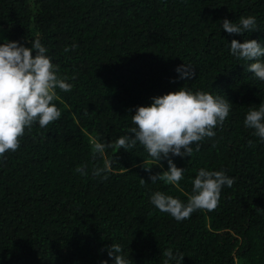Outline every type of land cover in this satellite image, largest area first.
I'll return each mask as SVG.
<instances>
[{"label": "trees", "instance_id": "16d2710c", "mask_svg": "<svg viewBox=\"0 0 264 264\" xmlns=\"http://www.w3.org/2000/svg\"><path fill=\"white\" fill-rule=\"evenodd\" d=\"M242 16L255 17L257 30L220 27ZM34 39L73 87L56 89L57 121L34 123L0 157V264H114L112 243L130 264H163L167 249L183 254L181 264H264V141L244 125L264 103V82L230 53L233 39L264 47V0H0V44ZM183 63L192 80L178 79ZM182 87L228 100L230 110L191 157H171L184 169L177 184L151 183L167 160L139 143L93 152L95 142L131 134L137 107ZM106 161L107 179L93 176ZM202 168L234 180L214 210L178 222L151 203L161 192L187 204Z\"/></svg>", "mask_w": 264, "mask_h": 264}, {"label": "clouds", "instance_id": "9594fccd", "mask_svg": "<svg viewBox=\"0 0 264 264\" xmlns=\"http://www.w3.org/2000/svg\"><path fill=\"white\" fill-rule=\"evenodd\" d=\"M229 35L251 33L257 30L256 18L240 17L239 24L224 19L220 25ZM31 47H26L17 41L0 44V157L20 147V140L25 130H30L34 123L40 128L57 121L61 112L52 103L56 98V89L69 92L72 85L58 77V67L53 65L45 55L46 48L39 39H34ZM75 47V45H73ZM68 49H65L67 51ZM35 51V56L32 55ZM230 53L237 59L248 61L247 71L261 82H264V47L257 40L240 43L233 39L230 43ZM178 79L189 81L195 77V70L185 63L176 68ZM230 102L221 97H214L205 92L189 91L184 87L178 91L169 92L152 98L150 106L137 107L132 115L134 127L130 135L118 138L107 146L95 142L93 152L103 154L106 147L119 150L135 147L137 143L143 146L147 154L158 162L167 160L168 169L163 173L150 175L151 183L161 180L175 185L183 179L184 169L178 168L171 157H191L193 145L199 150V142L215 136L217 126L229 115ZM245 127L254 130V135L264 141V103L258 109H249L244 120ZM251 146V141L249 142ZM95 158V157H94ZM145 171L151 170L144 162ZM76 171L86 175L84 166H78ZM110 162L103 167L93 168L92 175L107 179ZM142 183H145L141 179ZM232 178L222 171L200 169L192 181V193L187 204L172 196L156 192L151 196V203L161 212L169 214L180 222L190 218L197 210H214L219 203L223 186L231 187ZM123 253L122 246L111 244L107 248L108 257L114 264H130ZM166 257L163 264H181L183 254L173 255L171 249L163 252ZM101 264H107L102 261Z\"/></svg>", "mask_w": 264, "mask_h": 264}]
</instances>
